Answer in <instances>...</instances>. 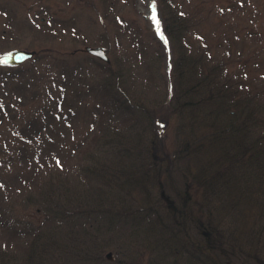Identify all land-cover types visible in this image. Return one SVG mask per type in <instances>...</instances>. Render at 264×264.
Masks as SVG:
<instances>
[{
    "label": "rangeland",
    "instance_id": "rangeland-1",
    "mask_svg": "<svg viewBox=\"0 0 264 264\" xmlns=\"http://www.w3.org/2000/svg\"><path fill=\"white\" fill-rule=\"evenodd\" d=\"M160 1L0 0V57L34 53L0 64V264H193L197 242L202 264H264V169L242 163L248 145L210 152L217 119L203 100L187 113L176 78L185 49L263 136L264 0ZM222 164L234 210L217 218L201 190L184 207L226 232L210 246L168 207L189 170Z\"/></svg>",
    "mask_w": 264,
    "mask_h": 264
},
{
    "label": "trees",
    "instance_id": "trees-1",
    "mask_svg": "<svg viewBox=\"0 0 264 264\" xmlns=\"http://www.w3.org/2000/svg\"><path fill=\"white\" fill-rule=\"evenodd\" d=\"M160 2H169L168 0H162ZM163 6V5H162ZM169 10V9H168ZM165 19L168 18L167 14H165ZM170 18V17H169ZM168 18V19H169ZM169 21V20H168ZM188 27L186 26V29ZM165 31L168 32V34L172 33L173 31L169 24L165 23ZM178 36V35H177ZM185 49H182V56L178 60V66H177V72L178 76L176 77L179 83L178 88H181L182 86L185 87V90L183 91V96H187V99L183 102L187 108H190L187 113H194L196 110V107H193L198 102L203 100L202 107L209 108V111H206L207 113L204 114L205 117H212L213 121L217 119V121L214 122L213 130L212 132H209L208 138H214L215 141L213 142L214 145L210 152H215L216 150H221L222 155L228 151V152H234L237 148H244L245 146H250L246 150V157L247 159L244 160L242 163H245L249 166L255 167L257 171L260 172V170L264 169V143L263 145L257 146L259 144L258 142L263 141L264 135L260 136L258 139L254 138L252 135H250V127L249 124L254 122L252 121L251 114L244 112L241 108L237 109H230L227 105L226 100L224 99V95H219L218 88H216L213 84V82L209 79L206 75H200L197 74L199 70L196 68L195 62H190L189 59L185 56ZM196 71V73L194 72ZM195 73V74H194ZM194 75L197 76L194 77ZM192 80H196L195 83L192 82ZM191 82V83H190ZM185 84V85H184ZM187 89V90H186ZM225 92V91H222ZM221 92V93H222ZM189 96H188V95ZM196 95H201L202 98H197L195 100H192V97ZM215 100L214 106L210 104L209 101ZM194 99V98H193ZM198 106V105H197ZM195 109V110H194ZM213 109V110H212ZM213 114V115H212ZM219 118V120H218ZM253 138V139H252ZM191 139V138H190ZM185 140V148H188L187 151L192 147L194 149L196 145L197 151L200 150L201 143L200 141H197L196 137L192 140ZM209 141V139H207ZM247 141L249 144L245 145V142ZM252 142V143H250ZM217 146L219 149H217ZM199 152V151H198ZM210 152H208L210 154ZM245 156V155H244ZM234 159H240L237 155H233ZM241 162V161H240ZM198 167V172L201 171L202 173L194 174L193 171L189 170L188 179H186L184 176V188H181L179 190H176L175 192V199L177 200L176 204H170L168 207L169 210L173 213L170 215L172 219V224L175 226L177 230L180 231V228H183L184 220L186 221H192V226L196 230H198L197 234L202 238V241L206 242V244L210 245L213 242V239H223L226 236V232L218 231L219 226H212L209 224L208 221L204 223L202 220L198 219L196 216H191L190 212L188 213L184 207H187L185 203H190L188 200L192 197V195H195L197 192L199 193V190H201V197L206 196L208 194H212L213 197H216L219 199V204L216 207L217 210V218L220 215V213L231 212L234 210L233 206H230L229 203L233 204V195L236 193L233 189V185L230 182L232 181L229 177L225 179L223 178L225 175L224 171V165L222 164L220 167H217V172H208V170L212 169L211 167L205 166V168ZM227 167V166H226ZM203 168V169H202ZM106 176L110 177V173L106 174ZM194 188V189H193ZM237 189V186L234 187ZM241 191V190H240ZM216 196H215V195ZM238 194V193H237ZM201 202V198L200 201ZM197 200L195 201L196 203ZM180 207H179V206ZM229 208V209H228ZM209 220V219H208ZM170 227H172L170 225ZM174 227H172L173 230H176ZM225 235V236H224ZM191 238L190 236H186ZM196 237V236H195ZM193 244V243H192ZM197 246V249L199 251H196L194 249H189L190 253L193 252L194 255L188 256V260L190 263L199 264V260L201 261V264L203 262V258L199 256L201 249L200 243L197 242V244H193ZM199 246V247H198ZM216 253L217 248L210 250L209 252ZM218 252V251H217ZM206 253V252H204ZM205 258L211 262V264H222L219 261V256H210L208 254H205Z\"/></svg>",
    "mask_w": 264,
    "mask_h": 264
},
{
    "label": "water",
    "instance_id": "water-1",
    "mask_svg": "<svg viewBox=\"0 0 264 264\" xmlns=\"http://www.w3.org/2000/svg\"><path fill=\"white\" fill-rule=\"evenodd\" d=\"M85 51L91 56H95L104 62H109L108 57L105 54V51L102 47H85ZM33 52H29L26 50H12L8 52L4 57H7L8 65H18L28 60L33 56Z\"/></svg>",
    "mask_w": 264,
    "mask_h": 264
},
{
    "label": "snow or ice",
    "instance_id": "snow-or-ice-1",
    "mask_svg": "<svg viewBox=\"0 0 264 264\" xmlns=\"http://www.w3.org/2000/svg\"><path fill=\"white\" fill-rule=\"evenodd\" d=\"M152 18H153V20L156 19L155 10H153ZM7 59H8L7 57H0V64H6L7 63Z\"/></svg>",
    "mask_w": 264,
    "mask_h": 264
}]
</instances>
